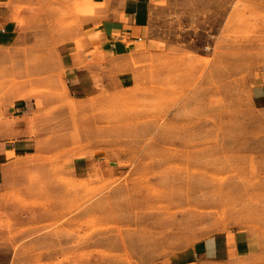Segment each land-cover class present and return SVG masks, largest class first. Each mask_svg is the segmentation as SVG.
<instances>
[{
	"label": "rangeland",
	"instance_id": "1",
	"mask_svg": "<svg viewBox=\"0 0 264 264\" xmlns=\"http://www.w3.org/2000/svg\"><path fill=\"white\" fill-rule=\"evenodd\" d=\"M88 8L0 0V128L35 144L0 178V264H214L197 250L237 231L254 254L220 264H264V0H161L78 95L61 58Z\"/></svg>",
	"mask_w": 264,
	"mask_h": 264
},
{
	"label": "crops",
	"instance_id": "2",
	"mask_svg": "<svg viewBox=\"0 0 264 264\" xmlns=\"http://www.w3.org/2000/svg\"><path fill=\"white\" fill-rule=\"evenodd\" d=\"M88 1L94 8L84 10L83 15L94 16L88 19L92 24L91 32L79 45L66 50L61 58L63 81L68 90L78 95L108 89L113 64L129 58L147 44L152 10L161 0ZM14 29L11 22H0V47L11 43ZM261 91L263 95L259 101L264 107V86ZM34 147L32 138L27 135L12 138L0 128V178L16 158L32 153ZM254 248L250 236L237 231L230 237L215 236L206 240L197 250L196 257L208 263H227L231 258L251 257Z\"/></svg>",
	"mask_w": 264,
	"mask_h": 264
},
{
	"label": "bare ground",
	"instance_id": "3",
	"mask_svg": "<svg viewBox=\"0 0 264 264\" xmlns=\"http://www.w3.org/2000/svg\"><path fill=\"white\" fill-rule=\"evenodd\" d=\"M123 212H124V211H123ZM120 220H121V219H120ZM120 220H119V221H120ZM124 221H125V220H124ZM128 221H129V220H128ZM121 222H122V221H121ZM126 223H127V222H126Z\"/></svg>",
	"mask_w": 264,
	"mask_h": 264
}]
</instances>
